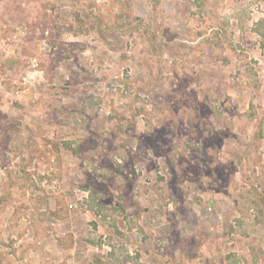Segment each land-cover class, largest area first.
Returning <instances> with one entry per match:
<instances>
[{
    "label": "rangeland",
    "instance_id": "obj_1",
    "mask_svg": "<svg viewBox=\"0 0 264 264\" xmlns=\"http://www.w3.org/2000/svg\"><path fill=\"white\" fill-rule=\"evenodd\" d=\"M0 264H264V0H0Z\"/></svg>",
    "mask_w": 264,
    "mask_h": 264
}]
</instances>
